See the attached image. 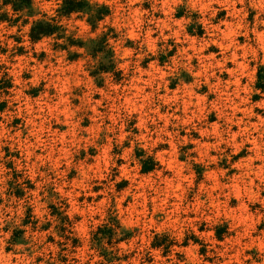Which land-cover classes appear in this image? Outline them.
Wrapping results in <instances>:
<instances>
[{"label": "rangeland", "instance_id": "rangeland-1", "mask_svg": "<svg viewBox=\"0 0 264 264\" xmlns=\"http://www.w3.org/2000/svg\"><path fill=\"white\" fill-rule=\"evenodd\" d=\"M85 1L0 0V264H264V0Z\"/></svg>", "mask_w": 264, "mask_h": 264}, {"label": "trees", "instance_id": "trees-1", "mask_svg": "<svg viewBox=\"0 0 264 264\" xmlns=\"http://www.w3.org/2000/svg\"><path fill=\"white\" fill-rule=\"evenodd\" d=\"M31 0H1L3 5H9L13 13H17L22 9L23 6H29ZM84 7H89L85 0H60L59 6L56 8L57 13L61 15H68L71 12H76L82 10ZM20 15H15L13 18L7 16L6 12L0 13V20H12L17 21ZM100 11L96 9L94 14L89 17V22L94 23L95 20L99 19ZM26 21V20H25ZM23 21V22H25ZM58 25L54 23L53 18H49L48 20H34L32 24L29 26L27 35L29 40L36 41L40 39L42 36L51 35L56 31ZM150 166H142L141 170L146 171L150 169Z\"/></svg>", "mask_w": 264, "mask_h": 264}]
</instances>
